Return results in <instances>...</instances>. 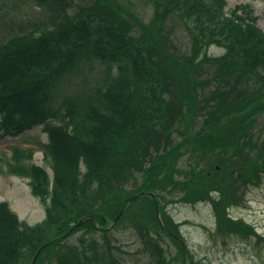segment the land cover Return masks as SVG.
<instances>
[{"label":"trees","instance_id":"16d2710c","mask_svg":"<svg viewBox=\"0 0 264 264\" xmlns=\"http://www.w3.org/2000/svg\"><path fill=\"white\" fill-rule=\"evenodd\" d=\"M31 1L46 19L17 22L0 4V128L19 135L43 125L53 174L32 149L15 148L8 171L31 178L47 215L31 226L0 201V264H31L42 246L37 264H126L96 233L106 238L100 227L140 190L155 193L170 229L178 225L163 203L209 201L215 232L257 234L230 215L242 197L227 178L264 182V31L254 9L145 0L154 8L145 26L119 0ZM178 19L188 53L170 48L168 23ZM154 210L137 227L140 252L147 264H185L178 241V253L165 247L164 233L176 239ZM81 229L82 249L66 241Z\"/></svg>","mask_w":264,"mask_h":264},{"label":"rangeland","instance_id":"374dc122","mask_svg":"<svg viewBox=\"0 0 264 264\" xmlns=\"http://www.w3.org/2000/svg\"><path fill=\"white\" fill-rule=\"evenodd\" d=\"M119 1L143 25L149 24L154 15V8L145 0ZM225 2L228 8L236 7L239 4H252L258 15V26L264 31V0H225ZM0 4L7 5V9L8 6L11 7V14L14 15L17 22L30 23L48 17L47 12L31 0H0ZM167 31L168 36L171 39L174 38L177 44L174 47L170 45L172 50L185 53L191 51L192 38L180 25L179 19L176 22L169 21ZM208 51L211 55L223 53V50L217 46H212ZM209 65L211 63L204 64L205 67H210ZM206 76V74L202 75L203 78ZM215 81L219 82V80ZM226 84L227 82L224 81V86ZM212 85H214L213 82ZM259 126L263 127L261 133L264 136V117L259 118ZM47 140L48 136L41 126L18 136L0 137V200H7L20 218L29 224H35L44 219L45 206L32 193L28 178L7 173L8 160L13 157V149L16 146L26 151L28 148H32L34 149L33 160L49 168V163L43 158V153L38 149L37 144L38 141L46 142ZM183 157L188 158L187 155ZM180 162L181 165L187 164L184 158H180ZM236 173L238 172L236 171ZM227 178L230 181V191L239 190L242 197L237 203V207L234 206L231 212L234 216L243 217L249 223L254 224L257 234H249L246 239L243 233L227 235L214 233L211 235L215 227V218L213 208L207 202L198 204L195 208L183 204L172 205L169 208L176 220L189 219L191 221L190 224L183 227L182 232L194 251L195 258L202 264H264V182L256 186L247 183L244 176L236 179V176L229 175ZM214 195L219 196L218 191ZM122 224L130 223L122 222ZM81 234L82 232L73 235L67 242H77L76 245L80 247L79 236ZM110 239L119 259L128 264H146L142 253L137 249L138 243L131 226L120 223L112 230ZM166 246L167 248L171 246L175 250V246L171 242H168Z\"/></svg>","mask_w":264,"mask_h":264},{"label":"water","instance_id":"95a60500","mask_svg":"<svg viewBox=\"0 0 264 264\" xmlns=\"http://www.w3.org/2000/svg\"><path fill=\"white\" fill-rule=\"evenodd\" d=\"M36 258H37V256L35 257V259H34V261H33V263H32V264H35V262H36Z\"/></svg>","mask_w":264,"mask_h":264}]
</instances>
